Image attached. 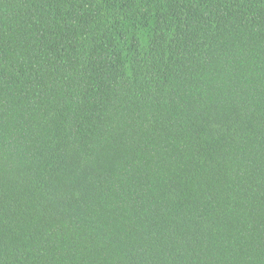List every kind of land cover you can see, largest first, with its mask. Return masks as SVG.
I'll return each mask as SVG.
<instances>
[{"label":"trees","instance_id":"obj_1","mask_svg":"<svg viewBox=\"0 0 264 264\" xmlns=\"http://www.w3.org/2000/svg\"><path fill=\"white\" fill-rule=\"evenodd\" d=\"M0 264H264V0H0Z\"/></svg>","mask_w":264,"mask_h":264}]
</instances>
